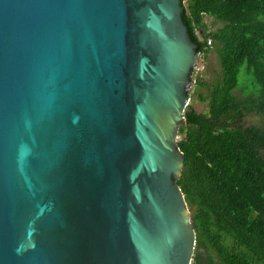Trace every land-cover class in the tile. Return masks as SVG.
Instances as JSON below:
<instances>
[{"label": "water", "instance_id": "water-1", "mask_svg": "<svg viewBox=\"0 0 264 264\" xmlns=\"http://www.w3.org/2000/svg\"><path fill=\"white\" fill-rule=\"evenodd\" d=\"M182 0H0V264H193Z\"/></svg>", "mask_w": 264, "mask_h": 264}, {"label": "trees", "instance_id": "trees-1", "mask_svg": "<svg viewBox=\"0 0 264 264\" xmlns=\"http://www.w3.org/2000/svg\"><path fill=\"white\" fill-rule=\"evenodd\" d=\"M182 6L197 53L215 52L222 69L213 86L193 71L189 96L197 93L208 113L189 106L179 130L185 160L178 184L197 234L193 264H264V126L246 124L253 115L264 124V0ZM205 16L222 26L209 31Z\"/></svg>", "mask_w": 264, "mask_h": 264}, {"label": "rangeland", "instance_id": "rangeland-1", "mask_svg": "<svg viewBox=\"0 0 264 264\" xmlns=\"http://www.w3.org/2000/svg\"><path fill=\"white\" fill-rule=\"evenodd\" d=\"M204 21L209 31H215L222 26L221 23L217 22L214 18L209 16H205ZM200 58H201V65L196 66L195 74H194L195 79L202 78L205 82H207L211 86L217 84L222 74V69L218 60V56L215 54V52H210L206 56V58L199 56L198 61L200 60ZM193 86H195V83ZM198 92L204 96L208 95V90L206 87L198 88ZM189 106H193L195 111L198 113H203V114L208 113V104L206 102L199 101L197 93L196 94H194V92L191 93L188 107ZM246 124L248 126L250 125H255L259 127L264 126L262 116H254V115L246 118Z\"/></svg>", "mask_w": 264, "mask_h": 264}, {"label": "built area", "instance_id": "built-area-1", "mask_svg": "<svg viewBox=\"0 0 264 264\" xmlns=\"http://www.w3.org/2000/svg\"><path fill=\"white\" fill-rule=\"evenodd\" d=\"M195 69H196V68H195ZM195 69H194V70H195ZM191 88H192V83H191V85H190V87H189V91H190Z\"/></svg>", "mask_w": 264, "mask_h": 264}]
</instances>
